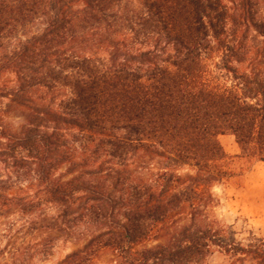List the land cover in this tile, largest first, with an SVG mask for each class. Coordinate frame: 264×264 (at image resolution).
I'll use <instances>...</instances> for the list:
<instances>
[{
	"label": "trees",
	"instance_id": "trees-1",
	"mask_svg": "<svg viewBox=\"0 0 264 264\" xmlns=\"http://www.w3.org/2000/svg\"><path fill=\"white\" fill-rule=\"evenodd\" d=\"M227 132L264 152V0H0V264H264L213 219Z\"/></svg>",
	"mask_w": 264,
	"mask_h": 264
},
{
	"label": "rangeland",
	"instance_id": "rangeland-1",
	"mask_svg": "<svg viewBox=\"0 0 264 264\" xmlns=\"http://www.w3.org/2000/svg\"><path fill=\"white\" fill-rule=\"evenodd\" d=\"M39 28L40 24L34 25L31 31L36 32ZM6 78L11 83L14 75L9 74ZM14 122L16 126L19 125L18 119ZM220 143L230 157L225 164V170L231 176L213 190L219 200L213 219L219 223V230L227 241L235 239L237 243L246 246L258 239L264 240V152L255 146L242 148L231 132L221 136ZM186 170L187 168L183 171ZM80 232L68 238L51 233L54 245L52 255L47 260L40 256L34 264H58L69 253L82 246V241L78 240ZM154 244L155 242L147 243L148 246ZM93 264L119 263L111 252L104 251ZM204 264H250V260L234 262L216 249Z\"/></svg>",
	"mask_w": 264,
	"mask_h": 264
}]
</instances>
